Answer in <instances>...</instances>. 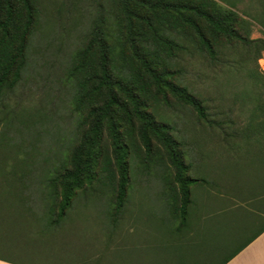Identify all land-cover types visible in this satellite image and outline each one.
I'll return each instance as SVG.
<instances>
[{
	"label": "trees",
	"instance_id": "obj_1",
	"mask_svg": "<svg viewBox=\"0 0 264 264\" xmlns=\"http://www.w3.org/2000/svg\"><path fill=\"white\" fill-rule=\"evenodd\" d=\"M221 1L231 7L219 0L98 1L86 39L74 51L66 71L73 86V124L68 135L52 136L48 151L53 156L46 159L45 169L17 160V174L25 168L33 198L46 200V214L56 218L53 225L68 216L79 200L104 194V215L116 228L127 212L131 166L145 158L161 169L165 233L174 236L192 230V217L200 210L196 191L210 194L217 182L207 170L191 174L193 167L183 159L170 126L156 121L149 111L152 106L186 108L196 120L195 128L207 125L213 133L220 131L224 151L230 154L235 151L234 139L240 140L236 150L245 155L264 151V71L258 64L264 55V38H251L253 23L246 18L251 16L237 12L236 1ZM260 23L264 26V21ZM40 25L39 0H0V105L24 80ZM197 58L213 72L244 73L254 83L256 94L244 89L226 95L231 106H240V112L252 106L243 126L232 127L237 122L224 114L210 118L206 100L187 83L189 64ZM227 81L223 85L231 84ZM222 93L224 101L226 91ZM135 121L141 123L140 145L133 134ZM125 125L131 127L129 138L121 132ZM153 138L166 159L158 157ZM245 169L216 176L227 186L223 192L217 188L216 197L209 199L262 195L258 184L264 181V166Z\"/></svg>",
	"mask_w": 264,
	"mask_h": 264
},
{
	"label": "rangeland",
	"instance_id": "obj_2",
	"mask_svg": "<svg viewBox=\"0 0 264 264\" xmlns=\"http://www.w3.org/2000/svg\"><path fill=\"white\" fill-rule=\"evenodd\" d=\"M98 1L39 0L41 25L31 45L30 65L24 80L0 105L5 106L0 112V152L15 156L16 165L19 164L18 159L26 156L28 165L31 161V166L45 169L48 166L46 159L53 156L48 151L49 144L53 142L52 136L68 135L73 124L70 111L73 86L67 79L66 71L74 51L86 39ZM219 1L225 7L230 6ZM228 1H236L234 9L242 15L251 16L246 17L253 23L251 38H264V26L260 23L264 21L262 0ZM203 61L197 58L189 64L187 83L193 84V88L206 100L211 119L224 114L237 122L232 127L243 126L250 118L249 108L252 106L240 112V106H231L227 96L244 89L256 94L258 89L244 73L225 76L213 72ZM258 64L264 71V55ZM198 71L200 75L196 74ZM227 80L231 84L223 85ZM223 91H226L224 101L221 100ZM221 101L223 106H219ZM149 111L157 122H166L170 126L169 132L176 140L183 159L193 167L191 174L198 176V170H207L222 192L227 184L216 177H220L222 172L233 174L243 171L244 166L247 168L244 171L264 166V151L260 150L257 155L255 150L245 155L236 150V144L240 143L236 139L233 140L236 142L235 151L232 154L224 151V137L220 131L213 133L207 125L195 128L196 120L186 108L152 106ZM140 124L135 121L133 128L139 145L142 144ZM130 130L129 125L121 128L127 138L130 137ZM105 134L108 136L107 130ZM153 144L158 157L166 159L167 155L159 150L161 145L155 138ZM255 145H252L253 148ZM115 170L119 173L117 168ZM131 170L127 212L116 228L108 224L104 215L106 196L102 194L98 198L79 200L68 216L59 218L54 225L55 216L46 214L47 222L41 227L38 225L40 228L35 232L33 230L30 237L27 233L21 236L17 231L16 236L8 241L24 251L25 255L19 257H24L31 264H180L217 259L215 252L222 250L227 243L226 233L217 231L211 221L199 218L200 221L195 222L196 217H192L194 231L174 236L166 234L161 169L151 159L144 158L131 166ZM217 188H211L210 194L199 188L195 198L216 197ZM167 224L169 227V220Z\"/></svg>",
	"mask_w": 264,
	"mask_h": 264
},
{
	"label": "crops",
	"instance_id": "obj_3",
	"mask_svg": "<svg viewBox=\"0 0 264 264\" xmlns=\"http://www.w3.org/2000/svg\"><path fill=\"white\" fill-rule=\"evenodd\" d=\"M20 159L25 160L26 156ZM25 171L20 169L17 174L15 156L0 152V264H31L19 257L25 252L8 239L16 236L17 231L30 237L33 230L47 222L46 200L33 198ZM258 186L263 194L256 197L199 200L200 210L194 221H211L217 231L226 233L228 240L222 250L215 252L217 259L180 264H264V181ZM194 230L192 226L190 232Z\"/></svg>",
	"mask_w": 264,
	"mask_h": 264
}]
</instances>
